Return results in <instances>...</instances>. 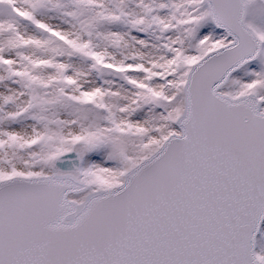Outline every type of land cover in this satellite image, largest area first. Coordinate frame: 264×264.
Instances as JSON below:
<instances>
[{"label":"snow or ice","instance_id":"1","mask_svg":"<svg viewBox=\"0 0 264 264\" xmlns=\"http://www.w3.org/2000/svg\"><path fill=\"white\" fill-rule=\"evenodd\" d=\"M0 264H264V0H0Z\"/></svg>","mask_w":264,"mask_h":264}]
</instances>
